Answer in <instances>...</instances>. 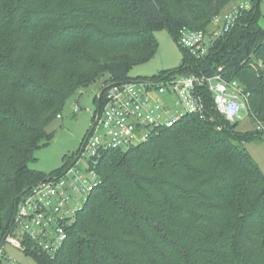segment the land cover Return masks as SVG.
<instances>
[{"label":"trees","instance_id":"16d2710c","mask_svg":"<svg viewBox=\"0 0 264 264\" xmlns=\"http://www.w3.org/2000/svg\"><path fill=\"white\" fill-rule=\"evenodd\" d=\"M250 1L208 56L183 48L178 70L214 74L222 67L248 94L255 130L241 131L204 94V117L186 113L128 149L104 151L99 180L57 253L31 248L27 238L26 254L40 264H264V173L245 147L264 135V28L260 0ZM217 2L0 0L2 239L21 197L67 168L31 167L53 140L48 126L67 98L99 80L103 95L113 82L134 80L132 67L158 51L157 29L176 40L183 27L208 30L224 7Z\"/></svg>","mask_w":264,"mask_h":264},{"label":"built area","instance_id":"2783aa9c","mask_svg":"<svg viewBox=\"0 0 264 264\" xmlns=\"http://www.w3.org/2000/svg\"><path fill=\"white\" fill-rule=\"evenodd\" d=\"M240 7L216 15L208 30L183 27L178 34L179 43L198 58H205L215 41L236 25ZM104 92L98 95L100 105L95 122L83 140L77 161L62 173L41 180L21 197L12 229L3 243L9 242L26 252L28 238L31 248L54 256L66 239L68 226L78 209L70 208L71 191L87 196L93 189L99 180L97 166L104 151L128 149L145 140L151 128L172 126L186 113L204 117L207 110L204 94L212 97L216 110L229 121L240 118L248 104L243 85L238 80L225 78L222 67L214 74L175 70L157 78L113 82ZM86 156L91 163L88 177L78 165ZM70 173H74L73 179ZM2 251L3 246L0 253ZM10 264L20 263L12 261Z\"/></svg>","mask_w":264,"mask_h":264},{"label":"rangeland","instance_id":"374dc122","mask_svg":"<svg viewBox=\"0 0 264 264\" xmlns=\"http://www.w3.org/2000/svg\"><path fill=\"white\" fill-rule=\"evenodd\" d=\"M217 1L219 2H217L218 6L219 4H222V7L224 6L222 13L238 5L249 7L251 4L250 0ZM229 1L231 2L226 4ZM259 23L264 28V0H260ZM156 36L159 41L156 55L150 60L137 63L132 67L130 76L133 79L157 78L168 71L178 70L182 66L184 60L183 46L176 40L174 35L167 29L161 28L156 30ZM100 91L101 83L99 80L85 89L81 96L72 94L67 98L62 108L61 116L48 126V131L54 132V138L49 145L36 151V160L31 163L32 168L51 173L71 166L77 161L83 140L89 134L95 122L94 116L98 109L97 96ZM178 110H183V108H178ZM237 121L241 131L249 132L255 130V125L248 115L247 107ZM245 147L264 173V135L253 141L246 142ZM78 162L82 174L86 177L90 176L88 169L91 167V163L88 156L81 158ZM73 178L74 173H70V179ZM76 184L81 187L80 182ZM85 197L86 193L78 192L77 190L71 191L69 200L71 210L79 208ZM2 240L0 233V249L3 246V251L0 253V264H10L12 261H17L20 264H40L33 255L26 254L27 252L14 247L9 242L3 243Z\"/></svg>","mask_w":264,"mask_h":264},{"label":"water","instance_id":"95a60500","mask_svg":"<svg viewBox=\"0 0 264 264\" xmlns=\"http://www.w3.org/2000/svg\"><path fill=\"white\" fill-rule=\"evenodd\" d=\"M103 91V90H102Z\"/></svg>","mask_w":264,"mask_h":264}]
</instances>
